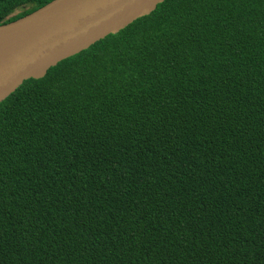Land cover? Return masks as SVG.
I'll return each instance as SVG.
<instances>
[{"label": "trees", "instance_id": "16d2710c", "mask_svg": "<svg viewBox=\"0 0 264 264\" xmlns=\"http://www.w3.org/2000/svg\"><path fill=\"white\" fill-rule=\"evenodd\" d=\"M0 264H264V0H165L0 103Z\"/></svg>", "mask_w": 264, "mask_h": 264}, {"label": "water", "instance_id": "95a60500", "mask_svg": "<svg viewBox=\"0 0 264 264\" xmlns=\"http://www.w3.org/2000/svg\"><path fill=\"white\" fill-rule=\"evenodd\" d=\"M165 0H54L0 25V103L30 79L150 15Z\"/></svg>", "mask_w": 264, "mask_h": 264}]
</instances>
